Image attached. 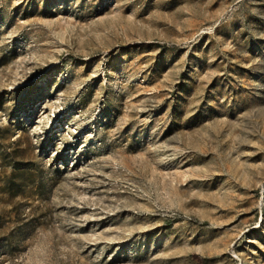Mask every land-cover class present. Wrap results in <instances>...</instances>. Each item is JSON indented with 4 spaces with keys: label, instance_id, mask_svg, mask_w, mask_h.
Listing matches in <instances>:
<instances>
[{
    "label": "rangeland",
    "instance_id": "obj_1",
    "mask_svg": "<svg viewBox=\"0 0 264 264\" xmlns=\"http://www.w3.org/2000/svg\"><path fill=\"white\" fill-rule=\"evenodd\" d=\"M0 264H264V0H0Z\"/></svg>",
    "mask_w": 264,
    "mask_h": 264
}]
</instances>
